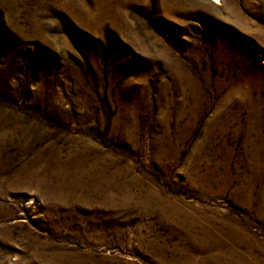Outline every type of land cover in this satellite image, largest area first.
<instances>
[{"label": "rangeland", "instance_id": "1", "mask_svg": "<svg viewBox=\"0 0 264 264\" xmlns=\"http://www.w3.org/2000/svg\"><path fill=\"white\" fill-rule=\"evenodd\" d=\"M218 252L264 264V0H0V264Z\"/></svg>", "mask_w": 264, "mask_h": 264}, {"label": "bare ground", "instance_id": "2", "mask_svg": "<svg viewBox=\"0 0 264 264\" xmlns=\"http://www.w3.org/2000/svg\"><path fill=\"white\" fill-rule=\"evenodd\" d=\"M213 1L216 2L218 0H213ZM203 240L207 244L216 242L214 237L211 235L204 237ZM211 247H214V245L212 244ZM221 247H223V246H221ZM220 254H221V252H218L217 254L207 253L206 255H203L202 257L199 254H188V255L184 256V260L179 261L178 259H176L171 264H215L217 261H220V258H221ZM247 256H249V255H247ZM247 256H245V257H247ZM172 258H174V257H172ZM179 259H181V258H179ZM236 262H237V264H249L247 262V260H242V259H238ZM223 264H229V263L224 262Z\"/></svg>", "mask_w": 264, "mask_h": 264}]
</instances>
